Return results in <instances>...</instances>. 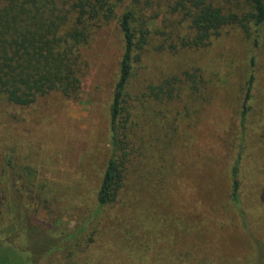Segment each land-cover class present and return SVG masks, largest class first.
<instances>
[{
    "label": "rangeland",
    "instance_id": "374dc122",
    "mask_svg": "<svg viewBox=\"0 0 264 264\" xmlns=\"http://www.w3.org/2000/svg\"><path fill=\"white\" fill-rule=\"evenodd\" d=\"M215 2L229 9L244 4V0ZM130 4L132 0H123L121 7ZM165 6L154 5L152 11L160 10L159 18L148 26L158 34L136 65L129 90L131 140L142 148V156L133 155L120 199L100 217L103 221L90 257L97 264H256V245H264V32L256 52L257 84L247 133L253 146L242 164V208L249 227L245 232L229 202L227 171L237 143L235 121L240 89L246 81L247 46L235 30L224 29L222 39L210 49L209 55L227 53L236 62L225 84L211 80L194 95V99L205 102L208 98L212 103L205 106L198 130L191 134L195 140L184 139L181 129L173 132V121L176 124L185 114V102L179 99L174 106H158L141 101L149 86L206 61L204 52L174 54L170 43L175 44L177 32H184L185 25ZM134 8L142 10L138 5ZM80 53V89L75 96L52 93L30 107L14 110L19 121L12 114L7 119L0 117V211L4 218L18 216L11 208L20 197L16 188L24 185L21 177L16 181L17 192L7 185L5 158L10 152L15 166L32 174L33 187L27 191L21 187L19 215L41 221L56 218L57 225L70 231L83 226L97 209L93 196L108 158L110 105L123 53L116 21L95 29ZM193 98L188 99L190 109ZM173 139L176 145L170 153L165 146ZM224 141L229 147L227 156ZM201 143L210 145L212 153ZM203 146L208 149L204 158L218 153L224 167L212 165L221 174L214 172V182L198 187L195 158ZM54 242L51 238L50 244Z\"/></svg>",
    "mask_w": 264,
    "mask_h": 264
},
{
    "label": "trees",
    "instance_id": "16d2710c",
    "mask_svg": "<svg viewBox=\"0 0 264 264\" xmlns=\"http://www.w3.org/2000/svg\"><path fill=\"white\" fill-rule=\"evenodd\" d=\"M168 2L171 5L168 6ZM122 3L123 0H0V117L4 119L12 114V118L19 121L14 110L30 107L39 98L52 93L65 98L75 96L80 89V52L89 43L95 29L116 21L123 44L119 77L110 105L108 158L99 188L93 196L96 211L89 215L83 226L70 231L57 225L56 218L48 217L41 221L27 214L19 215L21 187L26 191L33 187L32 174L29 169L17 168L12 152L8 153L4 170L7 185L11 190L15 189L20 177L24 178V185L16 188L20 197L17 198L18 204L13 203L11 208L13 215L15 211L18 216L4 218L0 211V264H97L90 257V248L99 234L103 221L100 217L120 199L133 155L142 156V148L134 146L131 140L129 90L136 65L148 51L152 38L158 34L155 28L148 26L159 18L160 10L152 11L154 5H166L169 14L179 16L180 25H185L184 32H177L180 35L176 37L175 44L173 41L170 43L175 55L185 50L206 53L203 57L206 61L199 64L201 67L183 71L180 76H170L149 86L141 95L142 104L148 101L158 106H174L179 99L185 102V114L177 118L176 124L173 121V132L181 129L180 137L184 139L195 140L191 134L198 130L203 110L212 103L208 98L203 100L205 102L197 97L194 99V95L211 80L225 84L236 62L234 56L227 53L209 55L210 49L222 39L224 29L235 30L247 46V76L244 75L246 81L240 89L235 121L237 143L227 173L229 202L240 219L242 229L249 231L242 208L241 178L242 164L247 158L245 154L253 146L248 142L250 136L247 133L253 89L257 84L256 52L264 32V0H244L243 5L235 4L234 9L221 6L215 0H132V4L124 8ZM135 5L141 6L142 10L135 9ZM192 98L191 109L195 108L191 110L188 99ZM180 142L187 147L183 140ZM173 144L174 139L165 146L170 153L174 151L176 144L174 147ZM201 144L209 148V154L212 153L210 145ZM224 148L227 156L230 152L225 141ZM206 155L208 149L203 146L199 157L195 158L199 168L195 169L194 181L198 187L214 182V172L221 174L219 168L212 166L223 162L219 154L205 159ZM41 197L38 195L37 199L41 200ZM50 207L47 206L49 211L52 210ZM51 238L55 239L54 244H50ZM256 247V264H264V245L257 243Z\"/></svg>",
    "mask_w": 264,
    "mask_h": 264
}]
</instances>
